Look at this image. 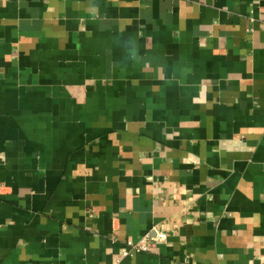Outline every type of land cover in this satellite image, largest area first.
Here are the masks:
<instances>
[{"label": "crops", "instance_id": "1", "mask_svg": "<svg viewBox=\"0 0 264 264\" xmlns=\"http://www.w3.org/2000/svg\"><path fill=\"white\" fill-rule=\"evenodd\" d=\"M118 262L264 264V0H0V264Z\"/></svg>", "mask_w": 264, "mask_h": 264}, {"label": "built area", "instance_id": "2", "mask_svg": "<svg viewBox=\"0 0 264 264\" xmlns=\"http://www.w3.org/2000/svg\"><path fill=\"white\" fill-rule=\"evenodd\" d=\"M132 248H134L135 250H138V251H146V250H148V245L145 241H142L139 244L132 245ZM129 253H130L129 250H125L124 255H128ZM118 264H120V263L118 262Z\"/></svg>", "mask_w": 264, "mask_h": 264}]
</instances>
